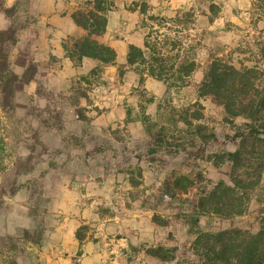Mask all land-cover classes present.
Returning a JSON list of instances; mask_svg holds the SVG:
<instances>
[{
  "label": "rangeland",
  "instance_id": "rangeland-1",
  "mask_svg": "<svg viewBox=\"0 0 264 264\" xmlns=\"http://www.w3.org/2000/svg\"><path fill=\"white\" fill-rule=\"evenodd\" d=\"M86 1L1 0L12 8L0 13L3 24L16 30L15 42L3 44L10 69L33 78L15 82L10 99L0 92V264L194 260L195 235L181 214L219 180L231 184L230 162L215 155L237 148L235 125L246 121L228 122L211 96L198 97L197 85L214 55L264 70V0H114L99 40L116 59L98 75L89 74L96 59L74 66L61 46L85 33L71 14ZM148 33L164 54L194 59L187 85L169 87L151 76L138 84L126 54L129 44L143 48ZM78 86L87 96L74 105ZM196 101L201 119L185 124L169 116ZM142 110L155 129L164 127L160 146L144 130ZM178 175L192 179L188 191L159 198L163 181ZM250 197L241 215H201L199 229L255 231L258 203ZM157 246L173 257L146 252Z\"/></svg>",
  "mask_w": 264,
  "mask_h": 264
},
{
  "label": "trees",
  "instance_id": "trees-1",
  "mask_svg": "<svg viewBox=\"0 0 264 264\" xmlns=\"http://www.w3.org/2000/svg\"><path fill=\"white\" fill-rule=\"evenodd\" d=\"M113 6L114 0H87L83 8L71 14L74 23L85 33L69 36L62 41L61 46L64 56L74 66H80L86 57L96 59L99 63L90 69L89 74L98 75L103 64L115 62V49L99 40L106 28L107 12ZM146 7L143 1L140 9L144 11ZM11 9L3 7L0 0V13L4 12L7 16ZM15 40L16 30L12 26L0 29V81L7 78L0 92L8 99L13 95L15 82H28L33 78V74L26 76L24 72L18 76L10 69L7 48L5 51L3 44L14 43ZM261 54L264 56V45ZM189 57L186 55L177 59L164 54L160 43L148 33L144 36L143 48L129 44L125 65L136 72L139 85L143 84L146 76H151L164 81L169 87H180L188 84V76L196 67L194 59ZM126 66L118 68L119 77L123 76ZM73 93L74 105L79 98L87 96L80 86L74 88ZM197 95L199 98L211 96L223 107L228 122H232L235 117H242L246 121L235 125V136L239 138L237 148L215 155L220 161L230 162L231 184L219 180L212 189L204 191L196 202L190 203L188 211L181 214L188 231L195 235L190 245L195 259L181 260L177 264H264V182H261L264 174V70L242 64L237 67L229 59L214 55L197 85ZM141 107L144 108V105ZM201 108L196 101L189 108L172 109L169 116L190 124V120L202 118ZM80 111L77 108L78 116L83 118ZM140 120L152 144L160 146L164 127L155 129L156 123L144 110L141 111ZM192 184V179L185 175L166 178L158 197L165 196L173 200L178 192H187ZM253 195L258 203L255 231L235 226L216 233L199 229L201 215L208 212L221 217L241 215ZM133 249L136 250L135 247ZM146 252L162 260L173 257L170 249L162 246L148 248Z\"/></svg>",
  "mask_w": 264,
  "mask_h": 264
},
{
  "label": "crops",
  "instance_id": "crops-1",
  "mask_svg": "<svg viewBox=\"0 0 264 264\" xmlns=\"http://www.w3.org/2000/svg\"><path fill=\"white\" fill-rule=\"evenodd\" d=\"M5 19L3 17H0V29L5 28L6 25L3 24Z\"/></svg>",
  "mask_w": 264,
  "mask_h": 264
}]
</instances>
